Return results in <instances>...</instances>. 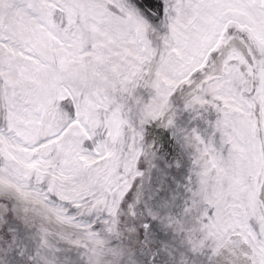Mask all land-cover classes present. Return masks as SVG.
I'll return each mask as SVG.
<instances>
[{
	"label": "snow or ice",
	"instance_id": "6c2138e0",
	"mask_svg": "<svg viewBox=\"0 0 264 264\" xmlns=\"http://www.w3.org/2000/svg\"><path fill=\"white\" fill-rule=\"evenodd\" d=\"M0 264H264V0H0Z\"/></svg>",
	"mask_w": 264,
	"mask_h": 264
}]
</instances>
